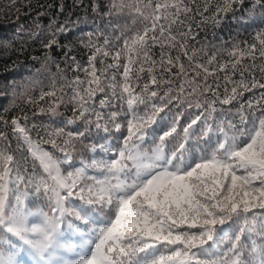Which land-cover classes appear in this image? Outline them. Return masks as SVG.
Instances as JSON below:
<instances>
[{
	"label": "snow or ice",
	"instance_id": "obj_1",
	"mask_svg": "<svg viewBox=\"0 0 264 264\" xmlns=\"http://www.w3.org/2000/svg\"><path fill=\"white\" fill-rule=\"evenodd\" d=\"M97 8L94 3L93 11ZM124 10L140 16L142 27L125 37L121 47H110L106 37L99 44L92 33L81 41L88 49V67L85 79L77 75L69 81L72 116L64 126L46 128L48 138L36 142L19 118L9 121L0 115L42 170L33 167L28 174L26 156L16 159L0 149V264H264V29L251 42L233 44L227 59L218 61L213 53L206 64L194 59V50L189 53L190 26L173 34L174 25L197 15L214 25L237 11L246 13L242 19L264 21V0H247V6L246 0H109L104 15ZM65 31L60 25L44 40L42 47L49 50L44 66L54 62L51 50L61 47L74 70H80L71 47L57 39ZM37 36L33 32L30 38ZM156 46L159 61L151 51ZM166 49L179 51L173 57ZM109 56L112 63L106 64ZM56 67L60 69L58 63ZM108 69L116 71L107 75ZM257 69L261 79L255 76ZM217 72L224 73L223 94L219 77L208 82ZM237 74L239 79H233ZM176 78L181 83L173 95ZM97 93H105L99 109L118 108L108 112L107 120L92 106ZM245 93L252 96L245 100ZM65 95L63 89L57 95L53 84L26 102L56 116ZM46 97L51 98L47 107L39 106ZM174 100L175 107L187 103L204 111L182 124L183 112L169 107ZM225 105L235 108V114L225 115L232 112ZM77 120L84 129L66 131ZM158 122L160 131L149 132ZM93 125L105 133L126 127L123 147L110 159H81L76 166L75 141ZM149 137L150 150L142 147ZM0 139L7 140L3 132ZM40 143L50 144L62 157ZM99 149L110 151L103 143ZM89 169L99 175H89ZM29 187L45 199L47 211L25 204ZM62 250L72 258L66 259Z\"/></svg>",
	"mask_w": 264,
	"mask_h": 264
},
{
	"label": "trees",
	"instance_id": "obj_2",
	"mask_svg": "<svg viewBox=\"0 0 264 264\" xmlns=\"http://www.w3.org/2000/svg\"><path fill=\"white\" fill-rule=\"evenodd\" d=\"M94 3L98 5L96 11H93ZM197 3L202 4L203 0H197ZM212 3L215 4L216 0H212ZM108 4L109 0H0V115L9 121L13 117L19 118V123L28 130L34 141L40 142L41 138L47 139L46 128L62 127L65 121L72 116V105L67 104V99L72 94L69 81L77 75L82 80L85 79L83 69L88 67V49L81 41H87L88 34L92 33V39L99 44H103L106 37L110 42V47L119 48L123 45L125 37L132 35L138 28L142 27L141 17L128 12V10L112 16L104 15L108 11ZM242 17H246V13L243 11H237L235 15L229 13L218 25H214L211 21L202 22L201 17L197 15L185 20L183 25H174L173 34L187 32L190 26L191 34L186 38V41L189 53L195 51L194 59L206 64L207 59L216 53L217 60L221 61L227 59L226 50L230 49L233 44H242L243 41L251 42L253 35L260 29H264V21L259 17L253 19H242ZM60 25H64L66 31L57 34V39L60 45L71 47V54L75 55L76 63L81 65L80 70H74L75 64H72L62 55L66 49L61 47H55L51 50L50 54L54 57V62H49L47 67L44 66V53L49 50L44 49L42 44L51 35L52 30ZM33 32L39 33V36L30 38ZM151 51L153 59L159 61L160 47H153ZM166 51L175 57L179 50L166 49ZM181 59L187 67V58L182 53ZM99 60L100 57L97 58L98 68L101 67ZM104 60L106 64L112 63L111 56L104 58ZM57 63L60 65L59 70L56 67ZM256 63L259 65L260 61L257 60ZM70 64L71 66H69ZM132 67L135 70L137 65ZM114 71L116 69H108L107 75H111ZM122 72L123 69L121 68L118 78ZM144 75L146 77L147 73ZM255 76L257 79H261V73L258 69L255 71ZM217 77L220 78L221 84L219 92L223 94V72H217L215 76H208V82L213 83ZM233 79H239V75L237 74ZM180 83L181 80L176 78L173 85V95L176 94L175 90ZM53 84H55L57 95H60V89L66 93V103L61 104L58 110L59 115L52 116L51 113H40L38 107L26 102L29 97L38 99L42 90H52ZM228 87L230 88L231 85ZM104 95L105 93H97L94 98L95 103L92 106L103 112L105 114L104 119L107 120L108 112L117 111L118 108L99 109L98 102ZM206 95L210 96V93ZM250 96L252 93H245L244 99L246 100ZM50 99L46 97L45 100L39 101V106L47 107V102ZM188 99L192 98L188 97ZM200 99L202 101L203 97ZM113 103L117 106L120 104L119 101H113ZM176 104L177 101L174 100L169 107L172 108L173 113L183 112L180 121L182 124L190 117L194 118L196 114L204 111L203 107L196 108L194 104L192 107H188L187 103H183L179 107H175ZM126 107L124 105V108ZM139 107L141 114H143L144 105ZM217 107L219 109L221 106L217 105ZM222 107L232 108V112L225 113V115L235 114V108L231 105ZM215 115H220L219 111ZM25 116H27V120L24 119ZM91 118L95 119L94 116ZM118 120L123 122L124 117L120 116ZM74 129L83 130L84 122L77 120L74 124L66 127V131ZM153 129H156L157 132L160 131L159 122L148 131L152 132ZM0 132H3L7 137V140L0 139V149H7V152L16 159L26 156L28 158V174H31L33 167L37 172H42L38 164H33L27 146L23 140L17 138L18 134L12 131L10 123L5 126L0 122ZM125 136H127L126 127H122L119 132L112 129L105 133L103 130H97L94 125L91 126V130L86 132L85 137H80L79 140L75 141V151L72 155L76 166H79L81 159L89 162L90 158L93 157L97 159L101 157L104 159L112 158L113 154L123 147V137ZM105 137L107 139H104ZM101 143L105 144L110 151L107 153L100 152L99 144ZM93 145L97 146L96 152L91 151ZM151 146L152 138L149 137L142 147L150 150ZM40 147L62 157V153L52 148L48 143H40ZM63 167L67 168L68 166L63 165ZM89 175H99V173L89 169ZM20 191H25L24 186H21ZM27 191L29 195L25 204L33 211L40 207L47 211L45 199L42 196L37 197L30 187ZM10 199L14 202V196L11 194ZM68 242L71 243L74 240ZM61 254L65 255L66 259L72 258V254L66 253L64 250L61 251ZM68 255L71 258H68Z\"/></svg>",
	"mask_w": 264,
	"mask_h": 264
},
{
	"label": "rangeland",
	"instance_id": "obj_3",
	"mask_svg": "<svg viewBox=\"0 0 264 264\" xmlns=\"http://www.w3.org/2000/svg\"><path fill=\"white\" fill-rule=\"evenodd\" d=\"M68 258H71V256H70V255H68Z\"/></svg>",
	"mask_w": 264,
	"mask_h": 264
}]
</instances>
